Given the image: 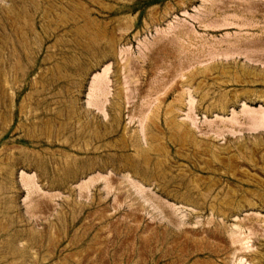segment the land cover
Instances as JSON below:
<instances>
[{
    "label": "rangeland",
    "instance_id": "1",
    "mask_svg": "<svg viewBox=\"0 0 264 264\" xmlns=\"http://www.w3.org/2000/svg\"><path fill=\"white\" fill-rule=\"evenodd\" d=\"M96 33L100 43L87 45L86 36ZM237 39L261 46L226 55ZM260 57L264 0H0V264H105L98 254L78 259L101 226L119 218L139 227L132 244L123 241L128 226L113 231L106 264H167L182 227L165 210L184 225L195 217L200 227L213 197L254 202L216 217L222 228L257 219L264 228V124L251 117L257 112L243 111L245 102L264 110ZM105 58L108 93L99 108L89 99ZM213 70L222 71L223 83L209 77L198 84ZM121 82L123 110L115 119L111 105ZM182 86L180 118L194 135L170 129L159 111L149 170L137 172L124 129L150 122L146 115L175 100ZM194 140L230 153L202 152ZM87 174L95 178L81 188L77 179ZM151 175L156 180L148 183ZM48 195L50 208L41 205ZM147 221L158 226L161 244L143 253ZM236 252L224 264H236ZM186 254L188 262L211 255L191 248Z\"/></svg>",
    "mask_w": 264,
    "mask_h": 264
},
{
    "label": "bare ground",
    "instance_id": "2",
    "mask_svg": "<svg viewBox=\"0 0 264 264\" xmlns=\"http://www.w3.org/2000/svg\"><path fill=\"white\" fill-rule=\"evenodd\" d=\"M247 6L252 7L253 5L248 3ZM97 34L98 33L87 35L86 44L89 46L98 45L100 43V37ZM234 42L236 43L231 44L225 49L224 53L226 55L234 54L235 52H243V50L255 51L261 46L257 40L237 39ZM114 50L115 48H113V51ZM247 55L251 56L253 54ZM260 59L264 60V58H258V60ZM101 64L103 65L102 71H96L93 74L91 84L92 91L90 92L93 97L89 99V103L94 104L99 108H104V102L107 99L106 96L108 93L107 73L110 68V63H106L105 58L101 61ZM209 77L214 79L216 83H223L225 81L222 71L213 70L205 72L199 76L198 84H203L206 78ZM181 88L182 90L175 100H170L165 104H157L152 113L146 115V118L149 117L150 122L144 123L142 121L141 127H138L133 131H129L126 128L124 129V137L130 140L129 145L133 148V154L137 159L135 163L137 172L143 171L144 173H147L149 170V166L154 155L153 153L156 149V144L154 142L155 134L153 133L152 124H156L155 114L159 113V111L163 112L164 122L170 129L180 131L185 138L189 135H194L187 122L180 118V108L182 105L180 100H182V96L184 92H186V88L184 86ZM229 91L235 96L238 95L236 88H229ZM124 95L125 89L121 82L117 86L116 96L111 105V109L113 110L112 114L115 119L122 116V101ZM190 102H192V96L190 97ZM243 111L257 112V114H250L251 117L255 119L256 124H264L263 109H251L245 102ZM194 142V146H197V148L202 152H217L223 153L224 155H228L230 153L228 147L218 146L212 142H207L205 145L199 144L198 140H194ZM186 146L187 143L183 141L180 143L179 148L183 149L186 148ZM134 160L135 158L133 161ZM137 172H135L136 175ZM23 176L25 177V174H23ZM87 176L88 174L77 179L78 185L81 188L88 186L89 181L95 178L94 175H90L89 178L86 179ZM27 177L29 178V176ZM146 179L148 183L156 180L153 175L146 176ZM29 182L32 181L29 180ZM51 197L49 195L44 198L42 197L43 199L41 200V205L48 208L53 207ZM245 201L246 200L243 198H234L230 203H226L217 197L210 198L207 205V211L209 212L207 221L200 227L193 225L199 222V220L195 219V217H192L189 221V223H193L192 225H184L185 222L179 216H176L171 209L167 208L165 210L166 212L164 211V214L169 222L173 225L182 227L178 234L171 240V246L177 249V252L173 258L168 260L167 264H224L228 259H232L234 256H232L230 252L236 254L238 249L241 250V253L238 254L236 258V264H243L247 261H249L250 264H264V228L262 227L260 219L250 221L246 227L237 222L232 223L229 227L222 228L221 222L216 218L227 217L228 208H232L234 213H237L246 206L248 207L247 209L253 208L254 202L249 200V202L246 203ZM100 212V210L93 211L92 215L94 216V219L99 221L103 217V214ZM134 214H137L136 210H133L131 213V215ZM126 226H128V233L123 238V241L125 243L132 244L133 237L135 232L138 230L139 225L137 223L131 224L127 219L119 218L117 221L114 220L111 224H103L101 226L96 242L78 260H81L82 258L92 259L95 254H98L106 264L107 247L108 243L113 240V231ZM248 229L249 232H247ZM250 234H254L256 237V241L252 244L249 243ZM160 244L161 241L158 234V226L152 221H147L145 229L141 235V249L143 253H146L153 246L159 247ZM188 248L197 251L199 254L211 253V255L198 256L193 261L188 262L186 254ZM167 254V250L164 249L162 251V255L166 256Z\"/></svg>",
    "mask_w": 264,
    "mask_h": 264
}]
</instances>
